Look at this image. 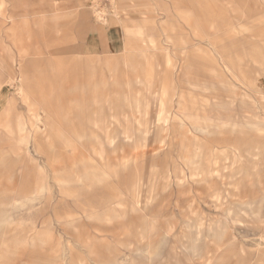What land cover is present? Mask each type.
<instances>
[{
	"label": "rangeland",
	"instance_id": "1",
	"mask_svg": "<svg viewBox=\"0 0 264 264\" xmlns=\"http://www.w3.org/2000/svg\"><path fill=\"white\" fill-rule=\"evenodd\" d=\"M0 264H264V0H0Z\"/></svg>",
	"mask_w": 264,
	"mask_h": 264
},
{
	"label": "crops",
	"instance_id": "2",
	"mask_svg": "<svg viewBox=\"0 0 264 264\" xmlns=\"http://www.w3.org/2000/svg\"><path fill=\"white\" fill-rule=\"evenodd\" d=\"M139 37H145V32L143 30H141L138 34Z\"/></svg>",
	"mask_w": 264,
	"mask_h": 264
},
{
	"label": "bare ground",
	"instance_id": "3",
	"mask_svg": "<svg viewBox=\"0 0 264 264\" xmlns=\"http://www.w3.org/2000/svg\"><path fill=\"white\" fill-rule=\"evenodd\" d=\"M10 129V128H9Z\"/></svg>",
	"mask_w": 264,
	"mask_h": 264
}]
</instances>
